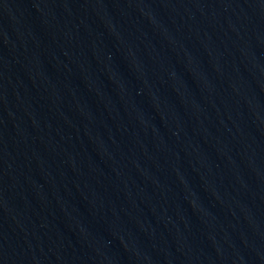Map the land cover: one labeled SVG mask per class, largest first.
<instances>
[{"label": "water", "instance_id": "water-1", "mask_svg": "<svg viewBox=\"0 0 264 264\" xmlns=\"http://www.w3.org/2000/svg\"><path fill=\"white\" fill-rule=\"evenodd\" d=\"M0 264H264V0H0Z\"/></svg>", "mask_w": 264, "mask_h": 264}]
</instances>
